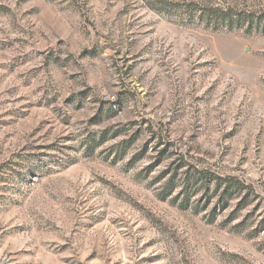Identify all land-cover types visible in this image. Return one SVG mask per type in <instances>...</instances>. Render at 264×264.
<instances>
[{
    "label": "rangeland",
    "instance_id": "1",
    "mask_svg": "<svg viewBox=\"0 0 264 264\" xmlns=\"http://www.w3.org/2000/svg\"><path fill=\"white\" fill-rule=\"evenodd\" d=\"M189 1L264 8L0 0V264H264L259 210L212 217L184 174L264 196V34Z\"/></svg>",
    "mask_w": 264,
    "mask_h": 264
},
{
    "label": "trees",
    "instance_id": "2",
    "mask_svg": "<svg viewBox=\"0 0 264 264\" xmlns=\"http://www.w3.org/2000/svg\"><path fill=\"white\" fill-rule=\"evenodd\" d=\"M181 10L184 20L212 29H243L244 32L264 34V8L253 10L230 4L202 3L198 1L171 2ZM186 179L194 180L197 190L209 193L207 201L214 199L212 217L232 206L229 218L252 206V211L259 210L258 224H264V196L256 191L252 184L235 175H220L208 170L194 169L184 172ZM188 202L184 194L183 200ZM264 226V225H263Z\"/></svg>",
    "mask_w": 264,
    "mask_h": 264
}]
</instances>
